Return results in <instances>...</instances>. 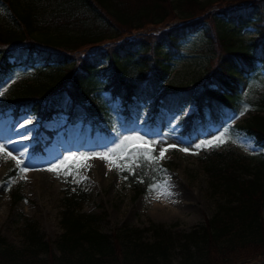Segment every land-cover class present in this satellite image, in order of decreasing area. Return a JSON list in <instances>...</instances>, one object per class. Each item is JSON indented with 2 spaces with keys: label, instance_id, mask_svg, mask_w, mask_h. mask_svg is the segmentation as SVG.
I'll return each instance as SVG.
<instances>
[{
  "label": "trees",
  "instance_id": "1",
  "mask_svg": "<svg viewBox=\"0 0 264 264\" xmlns=\"http://www.w3.org/2000/svg\"><path fill=\"white\" fill-rule=\"evenodd\" d=\"M0 9V92L22 67L63 70L47 88L1 105L0 120L36 116L44 123L66 116L70 124L100 130L91 98L102 87L112 101L123 105L152 102L153 113H176L193 101L197 110L183 120L181 131L188 139L229 118L241 98V80L258 69L264 71V0H0ZM100 22L109 34L94 32ZM209 24L252 26L255 33L238 48L231 39L222 41L215 64L198 84L158 94L179 44ZM137 63L142 65L139 80L127 81L124 64ZM239 128L264 149V95L257 112ZM248 159L233 150L200 158L216 208L188 233L173 235L151 224L108 235L98 224L106 215L81 213L87 195L81 188H68L61 215L63 234L57 241L46 240L37 223L26 219L22 249L0 232V264H172L177 246L192 254L187 264L264 259V161L255 164ZM131 163L135 175L129 178L139 196L154 185L152 167L157 163L143 159ZM12 199L17 203L20 197L13 193ZM146 232L152 233V242L144 241ZM248 248L255 254L245 253Z\"/></svg>",
  "mask_w": 264,
  "mask_h": 264
},
{
  "label": "rangeland",
  "instance_id": "2",
  "mask_svg": "<svg viewBox=\"0 0 264 264\" xmlns=\"http://www.w3.org/2000/svg\"><path fill=\"white\" fill-rule=\"evenodd\" d=\"M234 2V1H233ZM3 12L2 9H0ZM95 28V27H94ZM94 32L110 33L104 23H98ZM204 26L179 44V51L169 62L168 75L160 84L158 93L171 91L186 85L198 84L206 71L215 64V55L220 51L226 39L233 40L238 48L254 36V27L235 28L232 25L213 27ZM207 30V32H206ZM219 33L225 36L221 39ZM210 35V36H209ZM210 37V38H209ZM21 68L14 78L0 92V106L10 99L28 95L32 91L45 89L59 79L62 69ZM124 76L127 81L137 82L142 65L124 64ZM241 98L236 112L217 127H208L197 132L191 139L180 136L181 121L195 112L194 104L184 107L179 115L160 113L154 119V127H147L153 116L151 103L130 104L126 109L119 102L112 101L107 92L100 87L92 94L97 107L96 118L102 131L92 133L89 127H76L67 124L66 117L55 119L41 125L36 117H22L18 121L8 118L0 122V232L10 243L22 249L26 219L36 222L40 234L50 242H56L63 234L61 215L64 211L63 199L68 188L74 191L81 188L87 195L81 213L101 214L106 218L99 222L102 232H124L133 228L144 229L151 224L162 226L173 235L185 234L203 224L215 211L214 198L208 190V174L200 161L205 152L233 150L248 160L258 164L264 161V149L254 145L253 139L238 128L250 115L258 110V101L264 95V71L258 70L241 81ZM130 120V121H129ZM129 124L125 126V124ZM48 132L54 134L50 138ZM126 136H140L149 142L156 157L161 150L168 148L164 158L152 167L155 183L146 193L135 195L130 176L135 172L131 162L123 170H118L115 161L109 165L95 157L117 146ZM220 137L219 147H205L207 141ZM197 144L201 148H196ZM35 145H41L38 153L33 152ZM176 145L175 148H169ZM188 148V152L180 151ZM11 153V155H8ZM23 153V156L21 155ZM88 156L87 160H69L63 168L70 169L74 175L60 178L46 169L60 163L64 157ZM13 157L16 159L14 160ZM23 165H18V160ZM115 159V158H113ZM249 161V162H250ZM21 166L30 170L19 171ZM129 168L132 171H129ZM45 169V170H41ZM15 172V174H13ZM126 177V179H125ZM11 178V182L9 183ZM75 180L79 182H73ZM167 186V187H165ZM77 191V190H76ZM165 192L171 193L166 195ZM13 193L20 199L14 202ZM144 241L152 242L153 235L146 232ZM58 256L57 249L54 251ZM248 248L245 253H251ZM190 252H181L180 248L172 252V264L190 263ZM255 254V252H252ZM244 264H264L260 256Z\"/></svg>",
  "mask_w": 264,
  "mask_h": 264
},
{
  "label": "snow or ice",
  "instance_id": "3",
  "mask_svg": "<svg viewBox=\"0 0 264 264\" xmlns=\"http://www.w3.org/2000/svg\"><path fill=\"white\" fill-rule=\"evenodd\" d=\"M223 142L225 141H223L220 137H216L214 141H207L205 147H219ZM175 147L176 145L169 146V148H175ZM195 147L199 149L201 148V145L197 144ZM129 149H131V151H129ZM2 150H3V146H0V151ZM168 150H169L168 148L161 150V152L159 153V157L152 156L150 153L153 151V149L149 145L148 141L144 140L140 136H126L120 141V143L116 147L104 153H96L95 157L106 161L107 163H109V165H112L115 161H124L125 163H115V166L118 170H123L127 162H134L139 159H143L145 163H149V162L159 163V160L164 158V154ZM179 150L184 152L189 151L188 148H180ZM8 155H11V153H8ZM21 155L23 156V153ZM90 158L92 157H88V156L64 157V159L60 163L55 164L52 167L47 168L46 170L55 173L57 175V178H60L62 174L65 177L68 175H74V173L70 169H65L63 173H61L60 169L63 168L64 164L69 160H81V159L87 160ZM13 159L15 160L16 158L13 157ZM17 164L23 165L24 162L21 159L17 161ZM135 166H139V165L137 164ZM29 170L30 169L26 166H21L19 168V171L22 173H26ZM41 170H45V169H41ZM129 171H132V169L129 168ZM132 174L135 175V172H132ZM10 182H11V178L9 183ZM73 182H79V181L75 180L74 178ZM165 194L171 195V193L169 192H165Z\"/></svg>",
  "mask_w": 264,
  "mask_h": 264
}]
</instances>
